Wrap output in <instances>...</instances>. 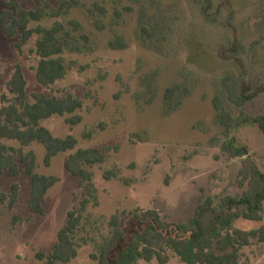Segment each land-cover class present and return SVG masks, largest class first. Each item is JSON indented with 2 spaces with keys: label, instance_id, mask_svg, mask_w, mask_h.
Masks as SVG:
<instances>
[{
  "label": "rangeland",
  "instance_id": "1",
  "mask_svg": "<svg viewBox=\"0 0 264 264\" xmlns=\"http://www.w3.org/2000/svg\"><path fill=\"white\" fill-rule=\"evenodd\" d=\"M18 1L21 9L43 12L40 20L31 21V29L62 26L57 38L67 73L42 88L32 70L38 35L34 33L18 52L14 45L19 38H7L0 27V96L6 94V83L19 65L28 96L79 99L82 109L73 114L81 117L79 124H67L70 115L51 117L42 126L54 137L72 136L77 150L96 148L106 157L102 164L85 168L92 174L95 194L74 237L77 256L68 264H96L92 255L111 236L109 221L115 215H120L126 230L133 228L131 215L147 209L157 211L166 222L186 223L206 198L241 195L236 182L241 159L230 158L221 148L225 137L212 100L218 98L234 117L240 115L241 109L228 102L220 84L224 74L239 72L235 59L242 63L246 81L264 85V0H213L216 7L228 2V7L220 8L216 24L205 22L191 0ZM4 10L0 1V12ZM142 28L151 38L142 36ZM117 37L124 40V49L109 46ZM232 43L243 50L227 52L223 60L219 47ZM170 89L174 92L166 100ZM263 105L261 94L243 110L256 116ZM231 137L264 172V134L258 127L242 124ZM26 149L36 154V173L56 177L58 183L47 192L45 214L39 216L27 208L28 177L22 173L0 178V194L7 196L11 185L19 186L13 209L0 201V264H42L36 254L51 252L67 212L86 198L85 182L64 169L73 152L58 154L46 166L41 145ZM108 173L110 180L104 177ZM260 227L264 215L261 222L235 223L240 230ZM168 254V264H183L173 252ZM240 256V264H264V244L253 240Z\"/></svg>",
  "mask_w": 264,
  "mask_h": 264
},
{
  "label": "trees",
  "instance_id": "2",
  "mask_svg": "<svg viewBox=\"0 0 264 264\" xmlns=\"http://www.w3.org/2000/svg\"><path fill=\"white\" fill-rule=\"evenodd\" d=\"M7 10L0 12V27L7 38L18 37L14 46L18 52L32 35L36 33L33 53L36 56V66L32 68L37 83L47 88L62 80L67 68L62 54V44L57 38L62 26L54 23L51 28H30L31 21L42 18V11H27L21 9L18 0H0ZM209 24H216L219 11L228 2L216 7L213 0H191ZM63 8V7H62ZM230 15V12H229ZM143 37L151 38L148 31L141 29ZM109 46L114 50L124 49L126 44L117 37ZM243 48L236 43L223 49L219 47V56L226 60V53L241 52ZM240 70L238 73L228 72L220 79L227 100L234 107L241 109L240 115L234 117L225 110L218 98L212 100L216 112L217 123L222 127L225 141L222 150L230 158L241 159L237 173V186L243 190L239 196L206 198L194 209L193 216L186 223H171L162 219L161 215L147 209L131 215L133 228L126 230L121 223L120 215H115L109 221L111 236L101 243L97 253L92 255L96 264H138L139 261L157 264H168V252H173L183 264H240V251L251 245L253 240L264 244V227L256 230H240L235 228L239 220L261 222L264 215V172L250 158L245 147L237 146L232 130L242 124H253L264 134V105L262 114L247 115L244 107L264 94V85L250 84L244 78V67L236 60ZM26 80L19 65L14 67L12 75L6 83V94L0 96V178L7 175L17 178L24 174L30 180V195L27 201L28 210L39 216H44V199L47 192L58 183L53 176H41L36 173L37 157L34 151L27 150L33 144L44 149L43 163L48 166L50 160L60 153L73 152L64 161L65 171L76 180L85 182L86 198L79 207L69 210L64 226L58 231L56 243L50 253L39 251L36 259L42 264H68L77 256L74 237L82 226L83 215L95 194L92 174L85 168L102 164L105 155L101 150L76 149L77 142L72 136L56 138L42 126V122L54 116H70L82 109L79 99L68 95L64 98L48 97L43 93L27 95ZM174 90H167L165 99L172 97ZM66 123L77 125L81 117L73 115L66 118ZM101 127H103L101 125ZM84 138L90 137L83 135ZM5 142H14L18 147L9 146ZM19 164L22 166L20 168ZM104 177L110 180L111 173ZM19 197V186L11 185L10 193L0 194V201L8 202L13 209ZM17 217L13 218V225ZM115 251H117L115 253Z\"/></svg>",
  "mask_w": 264,
  "mask_h": 264
},
{
  "label": "crops",
  "instance_id": "3",
  "mask_svg": "<svg viewBox=\"0 0 264 264\" xmlns=\"http://www.w3.org/2000/svg\"><path fill=\"white\" fill-rule=\"evenodd\" d=\"M56 138H58V137H56ZM177 258H178V257H177ZM152 261H154V260H152ZM152 261H151V262H152Z\"/></svg>",
  "mask_w": 264,
  "mask_h": 264
}]
</instances>
